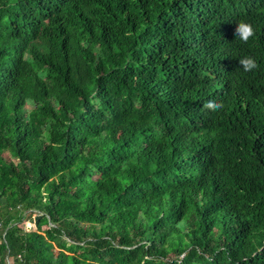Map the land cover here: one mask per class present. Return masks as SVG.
<instances>
[{"label": "trees", "instance_id": "16d2710c", "mask_svg": "<svg viewBox=\"0 0 264 264\" xmlns=\"http://www.w3.org/2000/svg\"><path fill=\"white\" fill-rule=\"evenodd\" d=\"M0 264H264V0H0Z\"/></svg>", "mask_w": 264, "mask_h": 264}, {"label": "clouds", "instance_id": "9594fccd", "mask_svg": "<svg viewBox=\"0 0 264 264\" xmlns=\"http://www.w3.org/2000/svg\"><path fill=\"white\" fill-rule=\"evenodd\" d=\"M236 36H238L242 41H247L250 36L253 35V28L247 22H239L235 24ZM239 65L244 72H247L255 67V61L251 57L240 58ZM205 105L210 109H218L221 107V103L214 97H209L204 101Z\"/></svg>", "mask_w": 264, "mask_h": 264}, {"label": "rangeland", "instance_id": "374dc122", "mask_svg": "<svg viewBox=\"0 0 264 264\" xmlns=\"http://www.w3.org/2000/svg\"><path fill=\"white\" fill-rule=\"evenodd\" d=\"M5 155H6V154H5ZM28 223H29V222H26V225H24V226H27L26 228H28V229H29V228H30V226L28 225Z\"/></svg>", "mask_w": 264, "mask_h": 264}]
</instances>
